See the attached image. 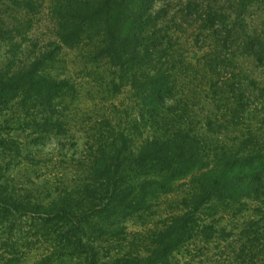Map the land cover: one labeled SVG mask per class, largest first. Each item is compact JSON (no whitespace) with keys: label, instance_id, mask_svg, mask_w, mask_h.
I'll list each match as a JSON object with an SVG mask.
<instances>
[{"label":"trees","instance_id":"16d2710c","mask_svg":"<svg viewBox=\"0 0 264 264\" xmlns=\"http://www.w3.org/2000/svg\"><path fill=\"white\" fill-rule=\"evenodd\" d=\"M217 3L0 0V42L6 47L0 56V264H14L23 247L33 248L12 234L18 222L26 226L29 220L39 224L19 233L52 241L41 264L51 258L57 264H264V138L248 129L240 148L209 145L179 122L156 133L159 110L182 76L216 102L207 117L209 133L245 124L252 104L247 86L259 83L247 84L226 69L231 53L222 49L226 39L219 35L228 17ZM41 15L54 36L46 42L33 34ZM178 20L192 30V46L206 49L195 64L172 45L184 32ZM242 41L245 54L264 66L263 38L254 34ZM62 48L77 50L85 64L102 62L114 70L110 83L126 84L139 103L130 122L123 126L105 114L84 118L77 128L68 122L66 97L73 86L48 70ZM176 56L179 65L158 68L161 59ZM259 92L263 123L264 83ZM193 93L186 100L196 99ZM27 130L22 138L14 135ZM49 135L63 139L59 154L78 152L86 173L46 201L34 194V181L16 182L9 168L15 161L36 164L35 151L44 153ZM179 185L186 187L179 211L158 220L154 235L132 236L129 220L152 214ZM225 220L231 228L221 225ZM3 228L8 231L1 233Z\"/></svg>","mask_w":264,"mask_h":264},{"label":"rangeland","instance_id":"374dc122","mask_svg":"<svg viewBox=\"0 0 264 264\" xmlns=\"http://www.w3.org/2000/svg\"><path fill=\"white\" fill-rule=\"evenodd\" d=\"M217 10L228 17L227 24L220 28L221 35H219L221 40L223 38L224 40L226 39L222 49L231 53L228 55L229 64L226 69L230 72H238L242 77L246 78L247 84L253 83V80L259 83L258 87L247 86L250 88L249 91H251L252 104L246 111L245 120H243L245 124L236 127L228 124L221 128V132L209 133L206 128L207 117H211V113H215L213 104L216 102L206 100L204 94L200 91V84H193L182 76L177 84V92L175 90L171 95H168L159 110V125L156 126V133L160 134L164 130H170L176 125V122H179L183 128H191L198 132L209 145L225 144L240 148L243 146L241 142L243 137L248 136V129L255 136L264 138V122L261 123L263 117V110H261L262 99H260L261 93L259 92L264 83V66L259 65L253 57L245 54L242 48V40H245L248 35L257 34L264 40V0H218ZM39 19L35 23L33 30L35 37L39 38L41 42L54 39V36L47 34L46 24H48V21L43 15ZM231 22H233L232 26ZM176 23L180 24L184 32L176 34L178 39L172 40V45L175 46L177 53L182 55L184 59L195 64L197 59L202 58L206 49L194 48L190 37L192 30L186 25L181 26L179 20ZM229 32H232V40L227 38ZM5 49L4 43L0 42V56L3 55ZM2 60L3 57H0V61ZM179 60V56L172 60L169 57L163 58L158 68H162V71H165L172 63L179 65ZM48 70L52 74L69 78L70 85L73 86V91H69L66 97V102L68 103L67 120L76 128L79 127L82 119L87 117L96 118V116L102 114L108 115L114 123L124 126L126 122H130L131 118H134L138 113L139 103L138 100L133 99L134 92L120 81L118 87L115 88L110 83L113 79L111 73L114 70L105 63L85 64L77 50L62 48L57 54L56 60L49 64ZM169 87H171V84H169ZM190 90L195 93L196 99L186 100L184 96ZM187 101L189 104L186 108L185 103ZM192 102L195 104L194 106H191ZM177 107H180V109L178 110ZM183 110H186V113ZM181 114H183L181 118L176 116L179 115L180 117ZM151 130L153 129L148 123L146 132ZM28 132L30 131L27 130L25 133L15 132L14 135L19 134L22 138ZM60 141H63V139L49 135L42 141L44 153L39 154V152L35 151L37 153L34 157L36 164L19 160L21 162L17 163L15 161L11 163L9 168V172L15 177L16 182H21L25 178H30V180L34 181L31 184L34 194L40 195L42 198L46 197V201L49 198V193L53 197L56 189L61 190L63 186L81 179L86 173V168L80 163L78 152L73 157H66L58 153ZM84 142L86 140L81 137V143ZM185 191L186 187L179 185L174 192L164 195L160 199V205L150 210L152 214L145 213L146 215L141 216L142 218L140 219L134 217L129 220V232H131V235L134 237L136 235H154L158 220L179 211L177 209L178 202H180ZM249 214H252L250 210L244 212L241 215V222ZM238 218L240 219V216ZM228 222V220L222 221L221 225L231 228L227 225ZM18 223L12 234L21 238L20 242H31L33 248L29 251L27 247H23L21 249L22 254L17 257L18 261L14 262V264H41L44 261L43 257L46 254V250L52 245V241L43 237L31 239L19 233V230H32L34 225L37 226L39 224L38 221L36 224L34 221L29 220L26 226L23 223L22 225ZM5 228H3L1 233L8 231ZM4 237L7 238L6 234ZM183 258H185L184 254ZM45 264L57 263L54 258H51ZM73 264H76V262Z\"/></svg>","mask_w":264,"mask_h":264}]
</instances>
